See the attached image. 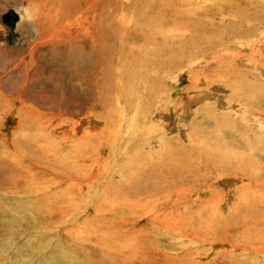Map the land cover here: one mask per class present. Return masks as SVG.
<instances>
[{
  "label": "rangeland",
  "instance_id": "rangeland-1",
  "mask_svg": "<svg viewBox=\"0 0 264 264\" xmlns=\"http://www.w3.org/2000/svg\"><path fill=\"white\" fill-rule=\"evenodd\" d=\"M57 1L0 0V264H264V0Z\"/></svg>",
  "mask_w": 264,
  "mask_h": 264
},
{
  "label": "bare ground",
  "instance_id": "bare-ground-1",
  "mask_svg": "<svg viewBox=\"0 0 264 264\" xmlns=\"http://www.w3.org/2000/svg\"><path fill=\"white\" fill-rule=\"evenodd\" d=\"M47 2V1H46ZM89 2V1H88ZM57 5H60V6H62L63 4L64 5H66V6H74V7H77V9H78V6H79V3H78V0H75L74 2H73V0H64V2H61V3H59L58 1L57 2H55ZM85 4H87V3H85ZM91 4V3H90ZM82 5V4H81ZM62 8H64V6L62 7ZM71 8V7H70ZM80 8V7H79ZM84 8V7H83ZM82 8V9H83ZM75 10H76V8H74ZM81 9V10H82ZM92 9H93V4L91 5V6H89L88 7V10H89V12L88 13H90V10H91V13L93 12L92 11ZM57 10V9H56ZM80 10V9H79ZM79 10H76L75 11V14H74V18H76L80 13H81V11H79ZM8 11H10V10H8ZM7 11V12H8ZM14 14H15V16H16V19H15V23H14V25L18 22V15L13 11V10H11ZM7 12L4 14V15H6L7 14ZM66 12V11H65ZM65 12H64V14H65ZM57 13V12H56ZM62 13V12H61ZM46 14H48V13H46ZM63 14V15H64ZM85 14V13H84ZM4 15L2 16V22H3V18H4ZM89 15V14H88ZM83 16V15H82ZM43 18V20H44V18H45V15H42V16H40V18ZM47 17V16H46ZM71 17H73V16H71ZM70 17V18H71ZM79 17H80V15H79ZM85 17V16H84ZM39 18V17H38ZM65 18V17H64ZM68 18V17H67ZM72 19V18H71ZM79 19V18H78ZM81 19V18H80ZM94 19V15H93V13H92V18L90 19V20H93ZM42 19H41V21H43ZM88 20V19H87ZM55 20H53V24H57L56 22H54ZM86 21V20H85ZM84 21V22H85ZM46 22L47 23H49V26H44V25H42V27L44 28L43 30H40V32H41V36L39 35V37H42L41 39H42V42H43V44L45 43V42H47V41H56L57 40V38L59 37V32L55 29V27H53V25H51L52 23H51V21L50 22H48V20H46ZM87 22V21H86ZM93 22V21H92ZM38 23H39V21H38ZM51 23V24H50ZM61 23L62 24H64V22L63 21H61ZM75 23L77 24V22L75 21ZM3 24H4V22H3ZM37 24V23H36ZM36 24H35V27H36ZM43 24H44V22H43ZM60 24V23H59ZM68 24H70V23H68ZM73 24V23H72ZM81 24H83V23H81ZM91 24V23H90ZM5 25V24H4ZM6 26V25H5ZM40 26V25H39ZM62 26H64V25H62ZM41 27V28H42ZM79 27V26H78ZM62 28H64V27H62ZM88 28H90V26L88 27ZM80 29H81V27H80ZM85 29H87V28H85ZM67 30V29H66ZM88 30V29H87ZM62 31V30H61ZM64 31V30H63ZM90 32H92V30H91V28H90V30H89ZM68 32V31H67ZM79 32V31H78ZM56 34H57V36H56ZM80 34H81V31H80ZM89 73V72H88ZM90 75V74H89ZM92 75V74H91ZM86 88V87H85ZM85 90V89H84Z\"/></svg>",
  "mask_w": 264,
  "mask_h": 264
},
{
  "label": "water",
  "instance_id": "water-1",
  "mask_svg": "<svg viewBox=\"0 0 264 264\" xmlns=\"http://www.w3.org/2000/svg\"><path fill=\"white\" fill-rule=\"evenodd\" d=\"M15 19H16L15 14L10 10L7 12L6 15H4L3 22L7 26L8 29L14 30Z\"/></svg>",
  "mask_w": 264,
  "mask_h": 264
}]
</instances>
